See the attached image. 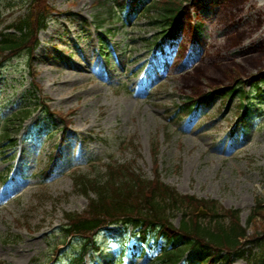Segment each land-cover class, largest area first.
Returning a JSON list of instances; mask_svg holds the SVG:
<instances>
[{"label": "rangeland", "instance_id": "1", "mask_svg": "<svg viewBox=\"0 0 264 264\" xmlns=\"http://www.w3.org/2000/svg\"><path fill=\"white\" fill-rule=\"evenodd\" d=\"M47 3L57 12L39 34L31 67L21 56L0 71V129L32 100L40 98L47 111L39 108L22 124L13 148L0 146V178L13 172L8 181L0 179V264H51L64 254L55 253L65 241L56 232L63 214H81L87 206L72 177H98L112 160L151 178L153 147L167 185L239 210L247 234H261V217L247 221L264 202V95L252 94L253 119L245 124L234 114L238 99L225 104L217 97L190 120H175L172 113L187 98L264 76V0H192L170 42L145 19L117 20L116 0ZM0 5L2 27L26 12L19 0ZM157 37L164 38L160 51ZM250 85H244L247 96ZM260 86L264 93V82ZM56 113L70 123L63 158L40 179L60 138ZM149 250L116 264H149ZM119 251V244L104 251L99 264Z\"/></svg>", "mask_w": 264, "mask_h": 264}, {"label": "trees", "instance_id": "2", "mask_svg": "<svg viewBox=\"0 0 264 264\" xmlns=\"http://www.w3.org/2000/svg\"><path fill=\"white\" fill-rule=\"evenodd\" d=\"M19 1L26 7V12L4 27L2 25L5 18L2 16L0 5V68L6 61L21 56L27 59L31 67L33 53L39 46L38 34L47 28L49 19L57 12L48 5L47 0ZM190 1L151 0L143 4L142 0H132L128 8L125 1L116 0L121 12V16L117 13V20L127 21L135 17L145 19L148 26L157 27L159 33L164 32L174 37V29L183 15L184 5ZM137 7L140 9L137 10ZM112 14H115L113 10L110 16ZM102 25L98 23L95 26L99 29ZM262 82L264 76L258 74L246 81L235 80L232 87L212 88L210 94L182 101L178 107L179 112L187 114L194 103H208L215 96L223 99L225 104H228L229 99H245L243 86L251 83L253 91L256 89L259 92ZM37 101L38 104L34 107L23 108L7 119L0 137L4 147H12L15 144L12 137L20 130L19 126L38 109V105L46 109L42 100ZM250 106L245 110L242 103H239L235 116L242 118L243 122L248 120ZM243 108L244 112L240 114L239 111ZM58 116L63 121L60 140L62 144L69 120L60 113ZM12 129L14 133H11ZM58 150L59 147L50 156L46 175L52 171L62 154V151ZM152 175L153 178L149 179L131 169L129 164L123 166L113 162L105 165V172L98 177H73L74 190L82 194L88 204L83 214L64 213L67 223L60 228V232L78 245L69 255L72 264L84 262V255L88 252H99V232L114 225L117 226L115 234L122 228L132 226L142 239L153 232L164 236L168 247L154 264H179L183 261V264H215L218 260L227 263L231 257L243 259L246 264H264V230L261 234L249 236L246 227L240 223L237 210H225L215 201L180 195L161 180L156 163L153 164ZM201 206L208 211L207 222L199 220L198 215L194 213ZM177 215H180V221L178 227H174L172 219ZM260 217L263 223L264 202L257 204L253 209L248 225L255 223ZM118 225H122V228H118Z\"/></svg>", "mask_w": 264, "mask_h": 264}, {"label": "water", "instance_id": "3", "mask_svg": "<svg viewBox=\"0 0 264 264\" xmlns=\"http://www.w3.org/2000/svg\"><path fill=\"white\" fill-rule=\"evenodd\" d=\"M204 213V212H203Z\"/></svg>", "mask_w": 264, "mask_h": 264}]
</instances>
